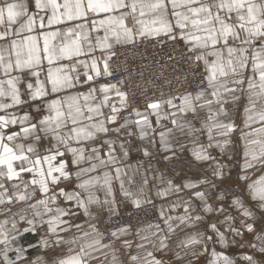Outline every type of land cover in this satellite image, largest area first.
<instances>
[{
    "label": "snow or ice",
    "instance_id": "snow-or-ice-1",
    "mask_svg": "<svg viewBox=\"0 0 264 264\" xmlns=\"http://www.w3.org/2000/svg\"><path fill=\"white\" fill-rule=\"evenodd\" d=\"M168 5H171V11H169ZM198 5V6H197ZM36 8H43L51 6L53 15L48 18V23H58L60 17L56 15L57 10L61 5L57 4L56 0H47L46 4H42L41 0H35ZM65 11L60 14L67 21H74L77 19H83L84 23L76 24V28L86 29L88 27L91 30H95L98 26L104 28L105 35L103 38L97 37L96 44L91 45L89 40V32H75L76 39L70 40V42L63 43L61 45L52 44L50 41L60 35H64L65 39H68V34L73 33V29H67L66 33L59 32H41L43 37V47L39 46L36 36H25L22 42H18L16 39H10L12 36H19L21 32L27 29L29 32L33 29V17L29 16L25 24H20L19 28L12 29V25L18 22V18L27 15L25 7L15 2H8L4 0V3L0 5V24L5 23V16L7 18V29L4 32H0V40L10 39V48L15 56V61L9 59L5 62L4 52L6 48H0V68L3 69L5 75L10 73L13 68L16 70H27V74L30 77L35 78V86L33 82L26 83L28 90V99L31 101L39 100V104L35 105V110H39L40 105L43 106L44 113H41L38 117H30L27 111L25 114L17 118L15 115H9L8 117L0 115V130L6 128L9 124H19V131H11L7 135V141H14L18 136H23L27 141V154L25 153V144H16L15 149L10 147L8 143H5V134L0 131V165L6 166L0 168V177L6 178V181L11 182L14 178L21 179L22 174H31V179L23 184V190H20L18 184L12 183L13 189L11 195L8 197V202L11 203L13 197L17 201L25 203L26 207L21 210L20 220L26 221L31 227L24 228L27 232L37 231L35 225H46V232L52 237V245L60 246L64 245H76L79 242V251L72 255L56 256L57 248L53 247L49 243V239L41 237L39 243L42 248L48 249V255L50 257V264H89L91 260L97 259L94 253L101 252L103 249H109L110 244L102 243L104 233L100 232L97 224L92 223V220L102 222V218L99 213H93L92 207L97 208L107 206L109 212V218L117 215V200L113 196L112 181L116 180L120 182V192L123 196L131 198L133 194L125 189L122 175L124 173V167L120 166V158L115 155V149L113 145L116 143L115 139H103V145L107 146V151L104 155H101L103 151L102 147L98 144L94 147H86L81 142L92 141L97 134H109L120 133L129 123H135L139 130V139L145 140L149 136V130L156 132V129L152 127L149 121V115L156 116V124L158 127H163L160 124L161 111L164 104H167L169 108H176L173 103L172 97L167 100H154L146 104V109L142 113L136 108H133V113L139 117L135 121H129L125 118L124 123L118 127H109L108 125L118 120L119 113L122 109L128 107L127 93L120 90L116 84L105 83L99 85V91L103 93L102 103L91 105L87 103L89 100L94 99V93L97 91L95 87L89 88L87 93L73 92L72 90L81 83L79 75L72 76L71 71L75 70V66L62 65L61 67L54 66V61L59 62L65 58H76L81 55H87L91 59V71L95 77L101 75L111 76L109 61L116 55L114 51H107L115 44H131L136 39L146 37H159L161 35L167 36L168 40H176L177 35L184 40L185 43H190L191 47L188 48L190 53H195L194 56H190L189 59L194 61H202L205 66L206 75L204 80L207 81V87L200 89L196 92L195 96L191 93H185L180 96L181 104L179 106V112H190L193 114L192 120H183L178 118L176 112L168 113L171 118V123L174 128H167L165 131H159V141L165 150L172 146V141L169 139L170 135L176 131L181 135L193 136L195 133L206 130L208 140L210 143L207 147H217L221 151L224 150V145L228 144V140L223 142L217 141L214 145L211 143L213 140V133L215 130L216 136L227 137L236 131L237 126L229 120V122H222L219 117L228 116V109L225 104L228 103L224 99V94H232L235 89L227 86V81L220 82L221 77H227L229 73L237 74L240 70H243L247 66V51L248 49L244 45H254L259 43V50L253 47L251 59L253 61V70L259 74V91L254 94L264 100V3H257L255 0H212L211 3L205 2V0H75L74 5L70 4L68 0H65L63 4ZM182 8L183 11H177L176 9ZM246 8V15L241 14L239 10ZM130 9V11H122L119 16L110 15L117 10ZM223 10L232 12L237 11V18L241 23L238 27L240 31H237V26L228 23L224 16L221 15ZM89 13L92 14H104L103 19H91V24H88ZM131 16L133 21V27H128L125 24V18ZM171 18V19H170ZM174 20V25L172 21ZM43 27V24H41ZM178 29L179 31H174ZM242 33L243 38H242ZM113 37L114 41L109 42V37ZM81 40L89 45L88 51L85 52L81 46ZM229 40L239 41L240 47L230 46ZM222 45V47H218ZM100 49L102 52V59L95 56V50ZM227 52V59L223 56V51ZM208 57H214L209 60ZM47 62V69L44 80L40 79L41 71L43 70L44 62ZM79 64L88 68V63L83 60L78 61ZM99 64L103 65V70ZM37 69H40L39 71ZM86 79L84 84H88L94 80L93 75H89L86 71L84 73ZM21 80L20 76H12L5 80H0V98L10 97L11 103H6L0 100V109H9L14 105H21L26 103L21 98V90L17 87V83ZM235 84H242L243 79H237L232 81ZM123 83V81H120ZM5 84L7 87H5ZM50 85V90L47 88ZM256 88V84L251 78L248 80L249 102L254 103L251 100V96ZM211 90L210 93L208 90ZM115 97L119 100V107L115 103L110 105V113L106 114L101 111V107H108L110 96L108 93L113 91ZM215 98L208 99L207 96ZM81 97L85 101L82 105L80 103ZM204 99L203 104H196L194 101L199 102ZM232 101L235 102L239 99L232 95ZM219 104V108L216 111L212 110L213 103ZM207 108L210 113L206 120H200V128L195 127L193 121L199 119V113L197 109ZM85 109L87 110L85 112ZM150 110V111H149ZM250 109L245 107L244 113L246 115L245 127L250 123L255 122L254 117L264 123V108L259 112H253L249 115ZM97 117H104L103 119H94ZM34 121V122H33ZM85 121L87 123H85ZM26 125V126H25ZM253 132L264 134V126L253 129ZM128 135H133L131 131ZM252 135L248 132H240V138L244 140L246 137ZM47 141V145H45ZM73 142L77 146H73ZM154 143V141H153ZM248 143H259V153L249 151L245 147L244 156L245 163L242 168H251L253 162L264 164V142L261 141H248ZM120 150L123 153V157L128 156L127 150H125L124 143H120ZM182 148L183 145H180ZM61 148L64 150L62 151ZM143 155L148 156L149 152L147 148L142 149ZM193 156L196 160H207L211 157L207 155L204 146H197L191 149ZM70 153V160L65 162V155ZM59 159V164L54 165L53 161ZM251 157V159H247ZM166 160L170 157L165 156ZM89 161L90 166L79 167L84 161ZM13 161H19L20 163L14 167ZM29 165V166H25ZM72 165L77 166V170L73 171ZM127 167H132L128 165ZM111 168V171L109 169ZM222 165H217L213 175L220 178L223 177ZM100 171L101 174L96 175ZM114 173V174H113ZM87 176L85 179L84 177ZM73 177L76 178L74 190H66L73 185ZM247 179L246 175H238L239 181ZM200 183H209L207 179L199 181ZM63 183V186L61 184ZM147 179L144 180V184L147 185ZM168 187L156 192L157 197H165L172 193H179L181 187L179 185H173L171 180L168 182ZM30 185L33 186L30 189ZM184 188H194L195 185L190 182H185ZM216 187V185H212ZM251 191L253 200H257L261 210H264V177H261L259 181H255L247 185ZM38 188L41 194L39 198L35 199V202L31 201L36 194ZM0 189H4L0 192V204L5 203V193L8 189L4 183H0ZM78 189V190H77ZM97 190H103L106 197L112 196L111 200L105 198L101 201L100 197L96 195ZM140 191L143 193L144 188ZM192 195L202 202V211L204 213H211L215 211H223L222 208L214 209L213 206L205 200V192L195 191ZM62 198L63 201L70 203L71 207L59 206L58 199ZM223 196H218L217 199H222ZM131 203L137 209H140L142 205L151 204V199H144L136 197L131 199ZM180 204L184 205V214L173 217L167 215L163 205H157L156 208L159 211V216L163 218V223L167 227L168 232H173V221H179L176 228L186 226L190 224H196L203 220V217L199 214H191V205L189 200L183 198L177 199L176 202L169 205L171 208H175ZM232 205L235 207H242L239 198L232 200ZM2 211H10V209H3ZM30 218H29V215ZM80 213L83 217L88 218L84 222L87 223L88 230H82L83 225L77 223L76 220L80 219ZM245 217H251L253 213L245 209L243 211ZM15 216V213H13ZM47 217V219H45ZM226 219H232L227 217ZM9 222L8 219L0 221V244L4 245V249L0 251V255L3 256V264H13L8 257L9 242L14 240L15 237L9 236V232L4 228V225ZM12 227L16 228V221L12 219ZM243 224V221H241ZM147 230L155 227L159 230L158 224H148ZM207 228L211 230L219 239L221 245L225 244V236L217 229L215 223H210ZM76 229L79 235L71 234V230ZM246 229L249 232L253 231V225L247 224ZM131 226L128 223H123L122 226L111 228L108 230V234L111 238L115 239L119 236L129 232ZM144 228H137V235L141 231H145ZM233 232H238L237 229H231ZM63 233L64 235H60ZM151 235H155L154 232ZM65 237H68L67 239ZM199 237V238H198ZM205 237L204 231H198L194 235L188 236L186 239L181 240L180 243L185 247L196 246L202 244ZM140 239L149 243L147 236H141ZM207 241H213V236H206ZM123 247H131V241L124 240L122 242ZM137 248L142 249L143 245L137 244ZM164 238L160 239L159 248H164ZM71 252V249H69ZM204 251H208L205 247ZM259 251L264 253V247L259 248ZM113 249L112 260L109 264H119L117 257L114 254ZM103 255L107 256V252H103ZM212 260L209 264H232V261L223 252L211 251ZM153 257L151 251L146 252V256L143 258L142 264H163L162 260L147 259ZM179 253L176 254V259L179 260ZM25 259L24 250L16 249V261H22ZM131 264H140L141 257L139 254L130 255L128 257ZM242 259L249 262V264H255L253 257L243 256ZM37 261H44L43 257H38L37 260L29 261L28 264H37ZM44 264H49V261H44Z\"/></svg>",
    "mask_w": 264,
    "mask_h": 264
},
{
    "label": "crops",
    "instance_id": "crops-1",
    "mask_svg": "<svg viewBox=\"0 0 264 264\" xmlns=\"http://www.w3.org/2000/svg\"><path fill=\"white\" fill-rule=\"evenodd\" d=\"M8 2H14V0H8ZM15 2L22 4L27 10V15L21 16L18 18V22L12 25V29L20 27V24H25L28 20V17H33V29L32 31H28L25 29L20 33L19 36H12L10 39H16L18 42H22L25 36H36L39 46L43 47V37L40 35L41 32H59L66 33L67 29L72 28L74 31L72 34H68V39H65L64 35H60L55 39H52L50 42L55 45H61L66 42H70L72 39H76L75 32H89V40L91 45L96 44V38L105 35L103 27H97L95 30H91L90 27L86 29L76 28V24L84 23L83 19H77L74 21H67L63 16H60L61 13L65 11L63 8V4L65 0H56L57 4L61 5V7L57 10L56 15L60 17L58 23L49 24L48 18L53 15V10L51 6L36 8L35 0H15ZM42 4H46L47 0H41ZM70 4L75 3V0H68ZM205 2L211 3L212 0H205ZM257 3H264V0H255ZM4 3V0H0V5ZM198 6V5H197ZM169 11H171V5H168ZM177 11H183L184 9L178 8ZM122 11H130V9H122L117 10L110 15L119 16ZM241 14L246 15V8L239 10ZM89 21L88 24H91V19H103L104 14H92L89 13ZM222 16L225 17L228 23L234 24L237 26V31H240L238 25L241 21L237 18V11L233 10L232 12H228L227 10H223L221 13ZM264 18V17H262ZM171 19V18H170ZM174 25V20L172 21ZM43 24V27H41ZM125 24L128 27H133V21L131 16L125 18ZM7 18L5 16V23L0 24V32H4L7 29ZM242 33V38H243ZM149 38V37H146ZM10 39L0 40V48H6L7 51L4 52L5 62L11 59L14 63L15 56L10 48ZM141 39V38H139ZM183 40V39H182ZM114 38L109 37V42H113ZM184 41V40H183ZM122 44H115L123 45ZM191 47V44L188 43ZM230 46L240 47L239 41L229 40ZM81 46L85 52L88 51L89 45L84 43L81 40ZM218 47H222V45H218ZM248 49L247 51V66L245 69L240 70L237 74L229 73L227 77H221L220 82L224 83L227 81V86L229 88L235 89V91L230 95L225 93L224 99L228 101L225 104V107L228 109V116H221L219 119L227 123L231 120L236 126L237 129L232 134L227 137L224 136H216L215 130L213 133V140L211 143L214 145L217 141L223 142L224 140H228L229 143L224 145V150L221 151L220 148L217 147H207L210 143L208 140V135L206 130L201 129L200 132L195 133L193 136L181 135L179 132L174 131L169 139L172 141V146L168 149L162 148L158 132L165 131L167 128H174L171 123V118L167 115L171 112H176L178 118H182L183 120H192L193 114L190 112L181 113L179 112V106L181 104V100L178 104H175L176 108H169L167 104H164L161 111V121L160 124L163 127H158L156 124V116L149 115V121L152 124V127L156 129V132H152L149 130V136L145 140L139 139V130L136 128L135 130H127L122 129L120 133H109L105 134H97L96 137L93 138L92 141H83L81 142L86 147H94L98 144L102 147L103 151L101 155H104V152L107 151V146L103 145V139H115L116 143L113 145L115 149V155L120 158V166L124 167V173L122 175V179L124 181V187L128 191H130L133 196L131 198L123 196L120 192V182L113 180L112 188H113V196L117 200V213L134 208L131 203V199L140 197L144 199H151L157 201L158 205H163L164 210L167 215H171L173 217L180 216L184 214V205L180 204L175 208L169 207L170 204L177 201L178 197L183 198L185 200L190 201L191 205V214L203 217V220L196 223L190 224L186 226H181L176 228V225L179 224V221H173V232H168L167 227L163 223L160 225L159 230L156 228L150 229L148 232L133 233L127 232L118 238H115L110 245L109 249H103L101 252L94 253L93 255L97 257L95 260H91V263L96 264H109L112 260L113 249L115 250L114 254L117 257L119 264H131L128 257L130 255H137L141 257L142 264L143 258L146 256V252L151 251L153 253V257L158 260H162L163 264H209V262L213 259L211 256V251L215 250L217 252H223L225 255L229 257L232 261V264H249L248 261L242 259L243 256H251L255 261V264H264V253L259 251V248L264 247V210H261L257 207L258 201L253 200L251 196V191L248 189L247 185L251 184L255 181H259L261 177H264V164L253 162V166L251 168H242L241 166L245 163L244 151L245 147L249 151L259 153L260 144L259 143H248V141H261L264 142V134L255 133L253 129L260 128L264 126V123L260 122L258 118L254 117L255 122L250 123L247 127H245V119L247 118L244 109L248 107L250 109L249 115H252L253 112H259L262 108H264V100L258 98L254 93L259 91V74L253 70V61L251 59L253 47L259 50V43L257 42L254 45H244ZM223 51V56L227 59L226 50ZM95 56L97 58L102 59V52L100 49L95 50ZM209 60L214 59V57H208ZM83 60L88 63V68L86 69L84 65L79 64L78 61ZM200 63V71L203 76L207 73L205 71V66L202 61ZM62 65H67L69 68L71 66H75V70L71 71L70 74L72 76L79 75L81 83L77 85L73 92H83L87 93L89 88L95 87L97 91L93 94L94 99L89 100L87 103L91 105L102 103L103 93L99 91V85L105 84L103 82L98 81V78L95 77L94 73L91 71V59L87 55H81L76 58H65L59 62L54 61V66L61 67ZM101 68V72L103 70V65L99 64ZM47 69V62H44L43 70L41 71L40 79L44 80ZM38 71L40 69H37ZM88 72L89 75L94 76V80L90 81L88 84H84L83 81L86 79L84 75L85 72ZM12 76H20L21 80L17 83V87L21 90V98L26 101V103L21 105H14L13 107L5 110L0 109V115H4L8 117L10 114L15 115L17 118L25 114V111L28 112L30 117H38L41 113H44L43 106L40 105L39 110H35V105L39 104V100L31 101L28 99L26 83L31 81L35 86V78L30 77L27 74V70H13L5 75L2 68H0V80H7ZM103 76V75H101ZM249 78L256 84V88L251 90L253 95L251 96V100L254 103L249 102V89H248V80ZM237 79H243L242 84H235L232 81ZM5 87L7 85L5 84ZM47 88L50 90V85H47ZM210 89L208 92L210 93ZM110 96L109 106L101 107V111L109 114L110 113V105L115 103L117 107H119V100L115 97L114 90L108 93ZM232 95L239 97L235 102L232 101ZM208 99H213L209 94L207 96ZM3 102L11 103L10 97L0 98ZM80 103L83 105L85 101L81 97ZM128 103V102H127ZM196 104H203L204 99L202 98L199 102L194 101ZM219 108V104L215 102L212 105V110L216 111ZM145 107L137 108L140 112H144ZM124 109L121 110L118 116V120L108 125L109 127H118L121 124V114ZM199 113V119L194 120L193 123L195 127L200 128V120H206L208 115L207 108L197 109ZM87 110L85 109V112ZM150 111V110H149ZM136 116V115H135ZM104 117H97L94 119H103ZM139 117L136 116V120ZM34 122V121H33ZM85 123H87L85 121ZM26 126V125H25ZM20 125H12L9 124L6 128L0 130L5 134V143H8L10 147L15 149L16 144H25V153L27 154V141L21 136H18L14 141H7L6 137L10 134L11 131H19ZM131 131L133 135H128V132ZM248 132L252 133V135L246 137L244 140L240 138V132ZM154 141V143H153ZM47 145V141L44 142ZM120 143H124L125 150L128 152V156L126 158L123 157V153L120 150ZM180 145H183L181 148ZM73 146H77L75 142H73ZM197 146H204L206 149L207 155L211 158L207 160H196L192 154L191 149ZM147 148L149 155L144 156L142 149ZM63 151L64 149L61 148ZM2 151V149H0ZM70 153H67L64 157L65 162L68 163L70 160ZM168 156L170 159H165L164 157ZM59 157L57 160L53 161L54 165L59 164ZM247 159H251L248 157ZM20 162L13 161V166L16 167ZM131 165L132 167H127ZM217 165H222L223 177H216L213 175V172L216 170ZM29 166V165H25ZM90 166L89 161L82 162L79 167H88ZM73 171L77 170L76 165L71 166ZM0 168H4L6 171V166L0 165ZM111 171V168L109 169ZM96 175L101 174L100 171L95 173ZM114 174V173H113ZM238 175H246L247 179L244 181L238 180ZM85 179L87 176L84 177ZM31 174H22L21 179L14 178L13 181L8 182L6 178L0 177V183H4L5 187L8 191L5 193L4 199L5 203L0 204V221H4L6 219L9 220L7 224L4 225V228L9 232V236H14V240H10L9 242V250L8 257L13 264H28L29 261L37 260L38 257H43L44 261H49L50 257L48 255L49 250L42 248L40 246L41 237H46L49 239L50 245H52V237L50 234L46 232V225H35L37 231H24V228L31 227L26 221L20 220V215L24 214L21 212L22 209L26 207L25 203L22 201H17L13 197L12 202H8V197L11 195L13 189L11 188V184L15 183L20 186V190H23V184L25 182L30 181ZM147 179V185L144 184V180ZM207 179L209 183H200L199 181ZM171 180L173 185H179L181 187V191L179 193H172L171 195L165 197H157L156 192L158 190H163L168 187V181ZM76 178L73 177V185L66 190H74V185ZM185 182H190L195 185L194 188H184L183 185ZM212 185H216V187H212ZM63 186V183L61 184ZM30 185V189H31ZM141 188H144L143 193L140 191ZM78 190V189H77ZM4 189H0V192H3ZM195 191H203L205 192V200L207 203L211 204L214 209L222 208L223 211H213L211 213H204L202 211V202L195 198L192 193ZM40 193L38 188L36 190L35 197L29 201L35 202L36 198L40 197ZM96 195L100 197L101 201L105 198L111 200L113 197H106L105 192L103 190H97ZM223 196L222 199H217L218 196ZM234 198H239L241 201L242 207H235L232 205V200ZM59 206H67L71 207L70 203L63 201L62 198L58 199ZM3 209H10V211H2ZM247 209L253 215L251 217H245L243 215V211ZM93 213H99V215L106 216L109 215L107 206L97 208L96 206L92 207ZM15 213V216H13ZM30 218V213L28 214ZM232 217V219H226L227 217ZM80 219L76 220L77 223H81L83 225L82 230H88L87 223L84 221L88 218L83 217L82 213H80ZM12 219L16 221V228L12 227ZM47 219V217H45ZM97 220H92V223H96ZM243 221V224L241 223ZM210 223H215L217 225V229L222 232L225 236V244L221 245L219 243L218 237L207 228V225ZM247 224L253 225V231L249 232L246 229ZM231 229H237L238 232H233ZM198 231H204L205 237L202 238L204 242L202 244L191 246L185 248L180 241L186 239L188 236L194 235ZM154 232L155 235H151ZM71 234L79 235L76 229L71 230ZM60 235H64L60 233ZM212 235L213 241H207L206 236ZM141 236H147L149 240L152 242L149 243L145 240L140 239ZM66 239L68 237H65ZM164 238V244L166 247L159 248L160 239ZM199 238V237H198ZM124 240L131 241V247L125 248L123 247L122 242ZM137 244L143 245V248H137ZM57 248L56 256H67L72 255L75 252L79 251V242L76 245H64L62 248L60 246L52 245ZM4 245L0 244V251L4 249ZM205 247H207L208 251H204ZM20 248L24 250L25 259L22 261H16V249ZM71 249V252L69 251ZM103 252H107V256L103 255ZM179 253V260L176 259V254ZM153 257H148L147 259H152ZM44 261H37V264H44ZM0 264H3V256L0 255ZM217 264H221V262H217Z\"/></svg>",
    "mask_w": 264,
    "mask_h": 264
},
{
    "label": "built area",
    "instance_id": "built-area-1",
    "mask_svg": "<svg viewBox=\"0 0 264 264\" xmlns=\"http://www.w3.org/2000/svg\"><path fill=\"white\" fill-rule=\"evenodd\" d=\"M174 31L179 30L174 28ZM189 47L178 35L174 41L161 35L136 39L131 44L117 45L107 50L116 53L109 61L112 75L100 76L98 81L116 84L127 93L128 107L121 114V124L125 118L136 120L133 108L145 107L148 102L170 97L174 98V104H178L183 94L195 96L198 90L206 88L207 82L200 71L199 62L189 59L195 55L188 51ZM136 128L135 123H129L124 129ZM156 206V202H152L142 205L140 209L124 210L111 218L105 217L99 228L104 233L102 241H112L108 230L122 226V222L130 224L131 228L161 224Z\"/></svg>",
    "mask_w": 264,
    "mask_h": 264
},
{
    "label": "rangeland",
    "instance_id": "rangeland-1",
    "mask_svg": "<svg viewBox=\"0 0 264 264\" xmlns=\"http://www.w3.org/2000/svg\"><path fill=\"white\" fill-rule=\"evenodd\" d=\"M198 62H199V61H198ZM199 64H200V63H199ZM206 82H207V81H206ZM206 87H207V86H206ZM152 202H156V204L158 205L157 201L152 200ZM134 208H135V207H134ZM134 208H131V209H128V210H132V209H134ZM107 216H109V215L102 216V217H101V218H102V221H103V219H104L105 217H107ZM101 223H102V222H98V221H96L95 224H97L98 229L100 228ZM161 223H162V219H161ZM160 225H161V224H159V226H160ZM138 228H144V229H146L145 231H141L140 233L150 231V230H147V227H138ZM153 228H155V227H153ZM136 229H137V228H131L130 232L137 233V232H136ZM99 231H100V229H99ZM100 232H101V231H100ZM114 240H116V239H113V240L110 241V242H103V241H102V243H104V244H111ZM114 242H115V241H114ZM89 264H96V263H95V262H94V263L89 262Z\"/></svg>",
    "mask_w": 264,
    "mask_h": 264
}]
</instances>
